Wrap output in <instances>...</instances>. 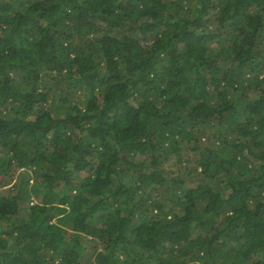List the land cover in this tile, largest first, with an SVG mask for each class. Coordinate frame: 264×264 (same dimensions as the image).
Listing matches in <instances>:
<instances>
[{"label": "trees", "instance_id": "trees-1", "mask_svg": "<svg viewBox=\"0 0 264 264\" xmlns=\"http://www.w3.org/2000/svg\"><path fill=\"white\" fill-rule=\"evenodd\" d=\"M0 264H264V0H0Z\"/></svg>", "mask_w": 264, "mask_h": 264}, {"label": "rangeland", "instance_id": "rangeland-1", "mask_svg": "<svg viewBox=\"0 0 264 264\" xmlns=\"http://www.w3.org/2000/svg\"><path fill=\"white\" fill-rule=\"evenodd\" d=\"M103 25H105V24L103 23ZM72 90H74L75 92H74V96L71 97L70 102H72L74 100L73 101L74 104L79 103V102L81 103V102H84V100L87 98L85 92H83L84 90H82L80 88H74V87L72 88ZM240 94H242V92ZM61 96L60 95L57 96V99L55 100V103H54L55 105H59V104H61L62 106L64 105L61 102ZM213 130L215 131V129H213ZM216 130L218 131V129H216ZM184 145H186L188 147L182 148L178 155L171 154V156L166 159L165 164H163V166H162L164 169V174L168 178L166 185L163 187H160V189L157 191H151L150 190L149 195L147 194V196H149V199L156 198L157 200H160L161 202H163L164 208L167 209L166 212L170 211L169 208L176 207L175 201L178 200L179 196H181L180 198H182V196L185 194L186 188L188 186H196L200 182L199 179L197 177H195L194 175H193L194 178L192 180L189 179V176H187L188 180H186V181L183 180L186 178L184 176H185V174L187 175L188 172L186 171V169L183 166L184 164L182 161V157L187 159L192 154L191 149H190V147L192 145H190L188 142H186ZM17 175L29 176V175H31V173L30 172H24V171H22V169H19V171L17 172ZM172 177H175V178H172ZM176 180L183 181L182 187L184 186V189L181 190L183 192L182 195H180V192L178 193L177 196L173 195V193H172V190L175 188V185H179L178 182H175ZM131 183L133 185L136 184L134 181H132ZM145 192H146L145 190L141 189L137 193L138 196H136L137 199H135V200H138V197H140L141 195L146 194ZM173 200H175V201H173ZM90 238L91 237H89V239ZM84 244L88 247L86 252H88V254H89L92 251V248H90L89 245L93 246V243L86 241V243H84Z\"/></svg>", "mask_w": 264, "mask_h": 264}]
</instances>
